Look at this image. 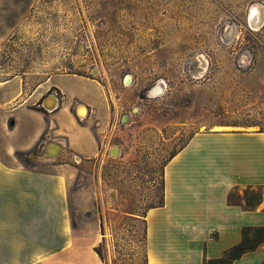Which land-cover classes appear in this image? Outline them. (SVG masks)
I'll return each instance as SVG.
<instances>
[{
	"label": "rangeland",
	"instance_id": "1",
	"mask_svg": "<svg viewBox=\"0 0 264 264\" xmlns=\"http://www.w3.org/2000/svg\"><path fill=\"white\" fill-rule=\"evenodd\" d=\"M254 6L264 10V0H0V84L11 86L0 90V103L58 95L46 84L52 76L92 78L96 68L110 105L95 158L63 143L47 155L56 144L48 134L29 155L30 168L50 171L51 162L65 161L74 172L76 248L45 264H73L79 251L90 259L99 244L107 264H147L146 218L162 200L172 155L199 132H264V24H249ZM59 81L69 92L87 88L68 76ZM158 85L161 94L151 95ZM24 119L31 127L18 139L28 144L40 119ZM262 194L235 190L231 200L255 209ZM263 236L251 230L246 241Z\"/></svg>",
	"mask_w": 264,
	"mask_h": 264
},
{
	"label": "crops",
	"instance_id": "2",
	"mask_svg": "<svg viewBox=\"0 0 264 264\" xmlns=\"http://www.w3.org/2000/svg\"><path fill=\"white\" fill-rule=\"evenodd\" d=\"M62 76L87 88L69 92L59 81ZM46 84L59 92L53 111L43 108L44 95L0 103V264H45L56 257L54 263L76 248L69 201L72 165L58 161L49 162L50 171L28 168L16 152L31 151L48 134L56 142L48 148L63 143L74 154L93 159L110 125L105 88L95 79L56 75ZM0 85V90H10V82ZM78 104L87 106L85 118L77 117ZM30 116L38 117L40 126L31 142L23 144L18 137L31 127L24 119ZM251 188L263 191L259 207L247 209L243 201L231 200L235 190ZM146 219L148 264H212L223 258L242 242L244 228L264 227V132L196 133L166 165L164 205L151 209ZM97 257L94 253L85 259L79 251L73 264H97ZM231 264H264V243Z\"/></svg>",
	"mask_w": 264,
	"mask_h": 264
},
{
	"label": "trees",
	"instance_id": "3",
	"mask_svg": "<svg viewBox=\"0 0 264 264\" xmlns=\"http://www.w3.org/2000/svg\"><path fill=\"white\" fill-rule=\"evenodd\" d=\"M8 125L10 128L13 126V119L9 120ZM192 137L185 143V145L183 147H181V149L179 151H181L189 143V141L192 139ZM179 151H177L175 154H173L171 159ZM31 152H32V150L29 152H22V151L16 152L17 159L25 167L31 166V160L29 158V155L31 154ZM163 205H164V182H163L162 200L157 207H162ZM157 207H155V208H157ZM145 223H146V221H145ZM251 230H254L256 233H261L262 236L264 235V227H258V228H254V229L244 228L242 231V237H243L242 242L239 245H237L236 247H234L233 249H231L230 251H228L223 258L211 261V263L212 264H231L234 260L238 259L242 254L249 252V251H253L257 248L258 245H260L261 243H264V236L262 238V241H260L256 244H251V243L247 242L246 241V235H247V232H249ZM146 241H147V227H146ZM101 247H102V245L99 244L97 247L94 248V252L97 254V256L99 257L102 264H107L106 259L103 255L102 251L100 250ZM146 261H147V257H146ZM147 264H148V261H147Z\"/></svg>",
	"mask_w": 264,
	"mask_h": 264
},
{
	"label": "bare ground",
	"instance_id": "4",
	"mask_svg": "<svg viewBox=\"0 0 264 264\" xmlns=\"http://www.w3.org/2000/svg\"><path fill=\"white\" fill-rule=\"evenodd\" d=\"M262 7H259V6H254L252 9H251V12H250V15H249V24L253 27V28H256L258 29L260 26H262L264 24V10L261 9ZM84 46H80V52H83L84 51ZM202 67H203V70L206 69V65H205V62L202 61ZM204 72L201 71V73H199L200 75L203 74ZM198 74V75H199ZM127 82H129V79H127ZM162 92V88H161V85H158L156 86L152 91H151V95H154V96H157V95H160ZM50 101H51V104L53 105V107L57 106V101H55L54 98H50ZM76 110H77V107H76ZM88 108L86 105H82L79 109H78V115L82 118V116H85L86 117L88 115ZM118 152L117 149H113V153L116 154ZM58 153V148L56 147H50L48 148V152L47 154H49L50 156H54Z\"/></svg>",
	"mask_w": 264,
	"mask_h": 264
},
{
	"label": "water",
	"instance_id": "5",
	"mask_svg": "<svg viewBox=\"0 0 264 264\" xmlns=\"http://www.w3.org/2000/svg\"><path fill=\"white\" fill-rule=\"evenodd\" d=\"M79 50H80V47H79ZM79 53H80V51H79ZM128 83H129V82H128ZM50 98H54L55 101H57V106H58V95H57V94H52V93L47 94V95L45 96V98L43 99V101H42V106H43V108H44L46 111H53V110H55V109L57 108V106L53 107V105L51 104ZM48 100L50 101V103L47 102ZM82 105H84V104H78V106H77L76 115H77L78 118H81V117L78 115V109H79ZM50 108H51V109H50ZM84 118H85V117H84Z\"/></svg>",
	"mask_w": 264,
	"mask_h": 264
},
{
	"label": "built area",
	"instance_id": "6",
	"mask_svg": "<svg viewBox=\"0 0 264 264\" xmlns=\"http://www.w3.org/2000/svg\"><path fill=\"white\" fill-rule=\"evenodd\" d=\"M96 72L98 73V69L95 68V70L92 72V76H93L92 78L93 79L96 78V75H95ZM125 83H126V80H125ZM127 84H129V83H127Z\"/></svg>",
	"mask_w": 264,
	"mask_h": 264
},
{
	"label": "flooded vegetation",
	"instance_id": "7",
	"mask_svg": "<svg viewBox=\"0 0 264 264\" xmlns=\"http://www.w3.org/2000/svg\"><path fill=\"white\" fill-rule=\"evenodd\" d=\"M47 152H48V149H47ZM31 159V158H30Z\"/></svg>",
	"mask_w": 264,
	"mask_h": 264
}]
</instances>
